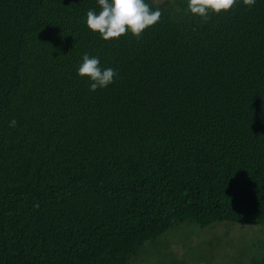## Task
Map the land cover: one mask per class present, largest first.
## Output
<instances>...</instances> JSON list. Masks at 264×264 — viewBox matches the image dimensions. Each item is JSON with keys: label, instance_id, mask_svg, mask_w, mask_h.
I'll return each mask as SVG.
<instances>
[{"label": "trees", "instance_id": "16d2710c", "mask_svg": "<svg viewBox=\"0 0 264 264\" xmlns=\"http://www.w3.org/2000/svg\"><path fill=\"white\" fill-rule=\"evenodd\" d=\"M145 3L160 20L108 42L98 0H0V264H130L185 221L264 223V0Z\"/></svg>", "mask_w": 264, "mask_h": 264}, {"label": "rangeland", "instance_id": "374dc122", "mask_svg": "<svg viewBox=\"0 0 264 264\" xmlns=\"http://www.w3.org/2000/svg\"><path fill=\"white\" fill-rule=\"evenodd\" d=\"M263 241L264 223L185 221L146 242L130 264H249Z\"/></svg>", "mask_w": 264, "mask_h": 264}, {"label": "clouds", "instance_id": "9594fccd", "mask_svg": "<svg viewBox=\"0 0 264 264\" xmlns=\"http://www.w3.org/2000/svg\"><path fill=\"white\" fill-rule=\"evenodd\" d=\"M242 2L251 8L256 0ZM236 3L237 0H188V11L207 21L213 14L219 15L231 10ZM98 4L102 10L98 14L89 10L86 23L91 31L98 33L108 42L123 36L126 32L139 39L144 31L149 26H154L162 16L159 9L153 11L145 0H98ZM78 75L90 79V90L94 92L112 84L117 73L110 67L101 68L99 57L85 54L78 68ZM15 125L16 121H11L10 126Z\"/></svg>", "mask_w": 264, "mask_h": 264}]
</instances>
